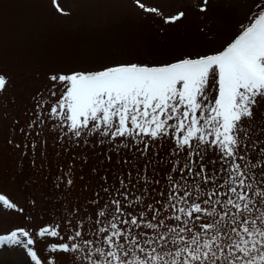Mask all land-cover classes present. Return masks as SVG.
<instances>
[{
  "label": "snow or ice",
  "instance_id": "obj_1",
  "mask_svg": "<svg viewBox=\"0 0 264 264\" xmlns=\"http://www.w3.org/2000/svg\"><path fill=\"white\" fill-rule=\"evenodd\" d=\"M51 3L66 14L57 0ZM208 4L202 0L199 11ZM255 9L213 54L51 75V95L59 97L48 109L57 121L53 138L108 145L106 159L117 169L100 177L83 212L74 208L70 219L35 232L12 229L0 234V245L22 248L26 264H56L58 253L75 264L81 252L87 264H264V208L257 207L264 188L254 187L264 185V124L258 126L256 114L264 100V0ZM7 82L0 75V92ZM40 116L30 128L44 123ZM0 207L23 211L3 194ZM38 238L53 254L46 260L35 248Z\"/></svg>",
  "mask_w": 264,
  "mask_h": 264
},
{
  "label": "rangeland",
  "instance_id": "obj_2",
  "mask_svg": "<svg viewBox=\"0 0 264 264\" xmlns=\"http://www.w3.org/2000/svg\"><path fill=\"white\" fill-rule=\"evenodd\" d=\"M57 2L66 14L57 12L51 0H0V75L8 81L0 92V194L23 209L0 207V234L18 227L35 232L42 225L70 219L74 208L83 212L100 190V177L114 175L117 169L106 159L108 145L77 147L62 136L53 138L51 126L57 121L49 117L48 109L59 97L51 95L55 90L51 75L128 63L162 65L213 54L249 23L260 0H209L204 13L199 11L202 0H141L162 15L143 11L134 0ZM180 11L185 13L182 19L164 23V17ZM38 102L43 108H37ZM38 111L44 123L37 121L30 128ZM256 114L258 126L264 124V100ZM68 178L73 179L72 186L66 184ZM45 247L44 238H38L35 248L46 260L53 254ZM75 255L79 257L75 264H87L83 252ZM55 259L56 264H73L65 254H55ZM26 261L19 246L0 245V264Z\"/></svg>",
  "mask_w": 264,
  "mask_h": 264
}]
</instances>
